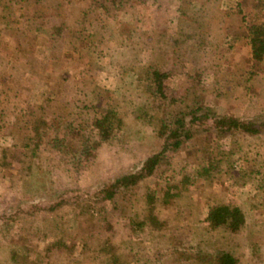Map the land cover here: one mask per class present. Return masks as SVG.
Wrapping results in <instances>:
<instances>
[{
	"label": "rangeland",
	"instance_id": "obj_1",
	"mask_svg": "<svg viewBox=\"0 0 264 264\" xmlns=\"http://www.w3.org/2000/svg\"><path fill=\"white\" fill-rule=\"evenodd\" d=\"M30 1L14 5L17 8L11 15L12 25L6 26L0 20V47L10 45L2 51L13 55L7 67L0 62V75L20 83L28 75L33 77L29 84L20 87L21 98L31 97L32 102L45 97L66 101L76 96L86 105L96 99L114 110L123 122L120 130L114 132L112 145L89 151L88 161L93 163L86 169L78 173L67 171L61 162H55L53 182L58 180L62 186L78 188L86 194L115 175L134 170L160 147L153 128L160 121L169 123L176 112L188 105L197 103L219 116L264 123V64L251 84L244 83L247 77L239 78L248 70L249 61L246 39L240 35V16L236 14L238 0H122L117 9L110 4L107 11L101 8L103 0H68V4L65 0H42L41 6ZM58 2L63 17L49 9ZM179 7L187 10H183L185 15L201 7L207 18L202 22L209 26L205 46L184 52L182 63L175 60L182 39L178 28L185 29L184 25H176ZM34 9L37 17L30 21L28 17ZM241 9L246 22L264 21V12L252 11L249 2ZM77 15L81 20L73 32L71 18ZM188 27L184 33L194 32L192 25ZM81 32L82 36L93 35L85 48L74 42L73 34L79 36ZM31 35L38 46L33 51V61L26 62L28 54L23 43ZM174 38L178 39L177 44H173ZM16 57L19 59L15 62ZM147 66L165 72L173 69L164 82V91L168 98L176 100L174 104L150 94L137 82ZM193 74L200 75V85L187 94V76ZM65 77L67 80L60 86L59 80ZM0 91H4L2 87ZM6 95L0 105L4 115L0 120L8 119L9 124L14 119L12 110L20 114L27 103L9 92ZM46 109L43 104L42 110ZM35 120L36 116L27 115L26 126L32 127ZM90 129L88 136L93 137ZM13 132L11 137L20 142L22 133ZM57 133L60 137L62 131ZM11 137L0 135V158L6 156L7 163L11 162ZM207 146L213 150L212 155L221 159L217 169L208 178H194L192 184L173 190L177 196L172 204L162 207L160 189L165 183H176L180 173L193 176L210 161L212 155L202 152ZM166 156V163L161 162L153 176L133 191L138 197L156 192L154 212L160 225L150 227L143 199L131 197L126 206L137 214L139 229H129L127 221L106 204L105 213L112 227L107 236L99 229L97 216L85 210L93 200H81L77 204L83 205L71 210L64 207L54 213L15 217L10 212L11 196L3 192L0 182V195L5 193L6 200L0 201V264H105L110 259L105 249L109 242L119 249L116 264H122L127 254L129 264H216L214 258L222 251L231 254L236 264H264V208L259 207L258 192L253 187L256 180L250 172L261 169L259 162L264 166V127L255 136L231 134L218 138L213 133L200 134ZM3 172L8 176L11 170ZM53 182V188H57ZM127 197H123L125 201ZM223 204L238 206L244 212L245 223L235 233L224 228L211 230L204 220L208 209ZM68 234L74 244H86V251L80 254L78 248H72Z\"/></svg>",
	"mask_w": 264,
	"mask_h": 264
},
{
	"label": "trees",
	"instance_id": "obj_2",
	"mask_svg": "<svg viewBox=\"0 0 264 264\" xmlns=\"http://www.w3.org/2000/svg\"><path fill=\"white\" fill-rule=\"evenodd\" d=\"M20 1L23 0H0V20L6 26L12 25L13 20L11 15L17 8L14 5L18 4ZM135 1L138 3L144 2V0ZM30 2L32 5L36 4L37 6H41L42 0H31ZM246 2L250 3L252 11H257L261 14L264 12V0H238L236 3V14L240 16L239 20L242 24L240 35L246 39L249 61L248 70L242 73L239 78L242 79L247 77L244 83L249 85L253 82L252 80L260 69V65L264 64V21L262 23L245 21V15H243L241 8ZM65 3L68 4L69 1L65 0ZM93 3L95 4V1ZM110 4L114 6V9H117L120 4H122V0H103L101 8L107 11ZM60 5L61 2H58L57 4L49 6L50 11L53 10L57 17H63ZM183 10L182 7L177 9V28L180 24L185 26V29L183 27L178 28L179 30L177 29L179 31L178 34L182 36L181 41L179 40L181 46H178L180 49L175 52L178 54L175 59L177 63L185 61L183 58L184 52H190L195 48L198 50L200 47L203 48L205 46V43H203L206 36L205 31L207 27L209 28L207 24L202 22L207 18L205 19L206 15L203 13L204 10H201V7L188 15H185ZM35 11L37 10L34 9L29 15L28 19H30V21L36 19V13L38 11ZM80 20L78 15L71 18L72 26L74 27L73 32ZM191 25L193 26L192 30L194 32L190 34L184 33L183 30H186L189 28L188 26ZM56 31L58 33L60 32L59 30ZM163 31H165V29ZM73 35L75 36L74 42L77 44L74 45L78 47L84 46L81 48L87 47L89 44L87 41H92L93 37V35L82 36V32L79 36H77L76 33ZM193 37L195 38L194 41H192ZM174 39L175 42L173 41V44H177L178 39ZM188 41L190 43H187ZM2 42L3 40L0 38V46H2ZM191 42H194V44ZM37 46L38 42L35 41V37L32 35L29 36L26 42L23 43L24 52L28 54L24 61H33L32 54ZM8 47H10V45H3V49L0 47L1 54H3L0 57L2 67H7L9 61L13 59L12 54H4L2 51L8 50ZM62 54H64V56L67 55L66 53ZM51 58L54 60L53 56H51ZM18 59L19 58L16 57L15 62ZM132 70L135 69L132 68ZM172 70L173 69L169 72H165L157 67L147 66L143 69L141 75L137 77V82H141L142 88L146 89L150 94L161 100L167 99L169 104H174L176 100L173 97L168 98L164 91V82L170 76L169 74ZM0 76V87L4 90L3 92L0 91V94H3L0 96V105L6 101L3 97L8 92L13 94L15 99H20L27 103L20 114H16L14 110H12L13 112H11V115L14 116V119H12L9 124L7 123L8 119H6V121L0 120L1 136L10 135L11 137V134L14 133L13 131L22 133L19 140L20 142H16L14 137H11L13 142H11L8 151L11 162L7 163L5 161L6 156L0 158V166L4 168L0 170V182H2L3 192L9 193L11 196L9 200V204L13 206V211H10L11 214L15 217L25 215L33 216L32 214L36 213L49 214L54 213V211L59 208L68 207L69 210H71L72 208H76V206L81 207L83 203L77 204L81 200H93L91 204L86 205L85 210L91 216H97V221L99 222L98 227L101 229V232L105 233V236H107L106 232L110 233L112 229L111 223H109L105 213L106 204L112 205L110 210L127 221L129 229L133 227L137 230L139 229L141 224L136 221L137 214L131 213L128 209L129 207L126 206L131 197L134 198V200L143 199L145 213L149 216L150 227H158L160 225L158 217L154 212V205L157 199L156 192L149 191L143 196L140 195V197H138L133 191H135L140 183L153 176L161 162L164 164L166 163L167 153L177 151L191 138L200 134L210 135L213 133L218 138L231 134L255 136L260 132V129L264 127V123H258L253 120H240L228 115H216L210 108L197 105V103L195 105L185 106L182 108V112H176L173 115V119L170 120L169 123L160 121L161 123L158 127L156 129L153 128L156 137L161 142L158 150L146 156L134 170L115 175L101 182L95 191L87 190L88 192L85 194L78 188L73 189L72 187H67V185L62 186V184H60L61 182L59 183L58 180L53 182L55 162H61L67 171L78 173L80 170L86 169L87 166L93 163V161L92 163L88 161L89 151H98L103 145H112L115 130H120L119 128L123 124L121 118L118 117L114 110L108 106H104L96 99L88 103L90 105L82 104L80 98L76 96L66 101L45 97L43 100L41 98L38 102H32L31 97L27 98L25 96L21 98L22 94H20V87L29 84L33 77L28 75L26 77L27 80L24 81L25 83H20L4 79L2 75ZM199 77V74L187 76V94L200 85ZM66 80L67 77L59 80V85L62 86ZM22 89L24 88L22 87ZM6 96L8 97V95ZM33 104L37 106H33ZM43 104L46 105V110H42ZM2 113L3 110L1 109L0 118L4 117ZM27 115L36 116V120L32 127L26 126L25 118ZM88 129H90V132H94V134H91L93 137L88 136ZM58 131H62L60 137L56 135ZM217 149L216 147V150ZM205 150L206 151H202L205 152L203 154H213L211 152L213 150H211L210 147L207 146ZM220 162V158L217 159L215 155H212L210 161H207L203 166L199 167L193 176L187 173H180L176 183L171 185L165 183L164 187L160 189L161 194L160 197H158L160 205L162 207L171 205V200L177 196V193L173 192V190H179L180 187L184 188L192 184L194 178H205L206 176L208 178V175L217 169ZM257 166L258 168L261 167L259 171L253 168L250 172L256 180L253 187H255L258 192L257 201L259 202V207L264 208V166L261 165L260 162ZM5 169H7V171L11 170L8 176L3 172ZM52 182L56 184L57 188H53ZM258 183L259 185H257ZM58 187L61 188L58 189ZM3 192L0 195V201H6L4 196L5 193ZM125 196H128L126 201L123 198ZM134 200L132 201L134 202ZM130 204L132 203L130 202ZM126 213L131 214L127 215ZM204 220L207 227L211 230L224 228L231 233H235L244 225L245 216L244 212L238 206L223 204L208 209ZM54 226H57V224ZM106 228L107 231H105ZM68 229L69 227L67 230ZM68 235L70 240L71 236L70 234ZM90 236L91 235H89V237ZM69 243H72V248L74 247L76 251L78 248L77 252L80 254L86 251V244H74V240L72 241V239ZM56 245L57 244H53L52 246ZM105 249L109 252L107 256H110V259H107L105 264H116L115 257L119 249L112 242L106 244ZM128 255L129 254L126 255L122 264H129L127 263ZM214 259L216 260V264H236L234 257L223 251L219 252Z\"/></svg>",
	"mask_w": 264,
	"mask_h": 264
}]
</instances>
